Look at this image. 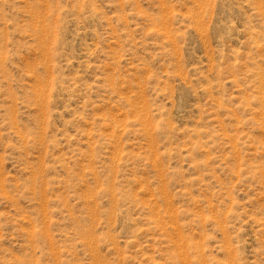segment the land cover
Segmentation results:
<instances>
[{
  "label": "rangeland",
  "instance_id": "rangeland-1",
  "mask_svg": "<svg viewBox=\"0 0 264 264\" xmlns=\"http://www.w3.org/2000/svg\"><path fill=\"white\" fill-rule=\"evenodd\" d=\"M0 264H264V0H0Z\"/></svg>",
  "mask_w": 264,
  "mask_h": 264
}]
</instances>
